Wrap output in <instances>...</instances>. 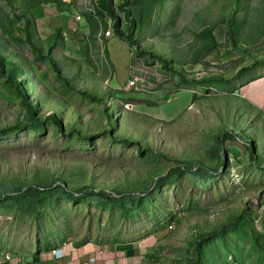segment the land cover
Masks as SVG:
<instances>
[{
	"label": "rangeland",
	"instance_id": "374dc122",
	"mask_svg": "<svg viewBox=\"0 0 264 264\" xmlns=\"http://www.w3.org/2000/svg\"><path fill=\"white\" fill-rule=\"evenodd\" d=\"M44 1L0 0V250L130 242L173 223L171 263L264 264V111L236 98L251 82L264 89V0H114L115 15L109 0H63L92 19L78 62L38 34L30 8ZM110 35L167 87L118 89ZM129 97L156 103L127 109Z\"/></svg>",
	"mask_w": 264,
	"mask_h": 264
},
{
	"label": "crops",
	"instance_id": "0c3cea01",
	"mask_svg": "<svg viewBox=\"0 0 264 264\" xmlns=\"http://www.w3.org/2000/svg\"><path fill=\"white\" fill-rule=\"evenodd\" d=\"M32 11L35 15L37 32L44 40L56 37V41H59L62 38L64 54L65 52L70 54L76 62L83 58L80 43L85 44L91 41L93 24L90 19L87 18L82 24L84 16L80 21L75 18L79 12L65 14L54 3L38 5ZM107 48L113 80L118 81V89L123 86V91L133 90L142 96L145 94L148 96L159 91L155 89L156 85L163 84L161 86L163 89L164 85L165 88L167 87V80L165 82L162 80L163 73L159 70L160 68L157 65H147L141 58L135 56L132 46L127 41L119 36L110 35ZM134 78L139 80L138 90L128 89L129 81ZM259 81L251 82L244 87L241 96H236V98L248 99L264 111V89L263 83ZM126 99H129L125 104L127 109H132L137 105L152 106L156 103L143 97L124 98V102ZM166 235L156 233L152 237L130 242L56 241L44 246L13 248L7 251L11 254L14 264H174L167 255L171 250L170 247L175 251L178 250L179 245L165 243ZM58 249L63 250V257L57 259L53 256V251Z\"/></svg>",
	"mask_w": 264,
	"mask_h": 264
},
{
	"label": "trees",
	"instance_id": "16d2710c",
	"mask_svg": "<svg viewBox=\"0 0 264 264\" xmlns=\"http://www.w3.org/2000/svg\"><path fill=\"white\" fill-rule=\"evenodd\" d=\"M44 2L47 3V4L54 3V4H56L58 6V8L60 9V11H65V9L62 6L63 0H45ZM105 6H107V7H104L105 9L108 8L109 11L112 14L115 15V10L113 8V6H114V0H109V4H107ZM32 9H33V7L30 8L31 14H29V16H33ZM89 16L92 17L91 14H89ZM27 20L30 23V19L27 18ZM90 20L92 22V19H90ZM117 31L120 33L119 27L117 28ZM121 35H122V33H121ZM8 66H9V70H8V73H7V78H8V80L10 82H13L14 81L13 79L15 77V73L18 70L19 66H18L17 63H13V62H10L8 64ZM3 67H5V64H4V61L2 59V56L0 55V69H1V71H3V69H2ZM16 87H17V90H18L19 94L26 98L27 91L24 89V86L22 84L16 83ZM54 119H55V122L57 123V126H59L60 129L62 131H64V128H62L60 122L57 121L56 118H54ZM7 130L8 129L0 130V135H5L7 133ZM222 137H220L218 139V141L220 142L221 145L224 143L225 138H226V140H228V138H230V135L229 134H224ZM249 153L250 154H253V150L251 148L249 150ZM160 181H162V179ZM41 188H43V187H40V186H30V187L26 188L25 193L29 194L31 192H39V191H41ZM63 192H64V194L67 197H71V198H79V197H81V195H84V194H86V195L87 194L92 195V194H95V193H100L101 195H103L105 197H108V198H110L112 200H115V201L119 202L120 204H124L128 200H131L133 197H135L134 195H132V193H124V192H121L118 195H116V194H114V193H116L115 191H114V193H110V192H105L103 190H100L98 192H96L94 190H89V191H87L85 193H80V194L77 195L75 192L72 193L68 189L64 188V191ZM4 197H6V198L8 197L9 198V195H5ZM136 197L140 198L139 195L136 196ZM209 235H210V237H213L212 233H209Z\"/></svg>",
	"mask_w": 264,
	"mask_h": 264
},
{
	"label": "built area",
	"instance_id": "2783aa9c",
	"mask_svg": "<svg viewBox=\"0 0 264 264\" xmlns=\"http://www.w3.org/2000/svg\"><path fill=\"white\" fill-rule=\"evenodd\" d=\"M82 17H83V14H81V13H78L75 16L77 21H80L82 19ZM137 86H138V79L137 78H134L133 80L129 81V83H128V89H130V88L137 89ZM173 230H174V225L172 223V224L168 225L167 227H162L160 233L168 234V233L173 232ZM53 256L57 259L63 257V250H61V249L54 250ZM0 264H14L13 258L8 251L0 250Z\"/></svg>",
	"mask_w": 264,
	"mask_h": 264
}]
</instances>
